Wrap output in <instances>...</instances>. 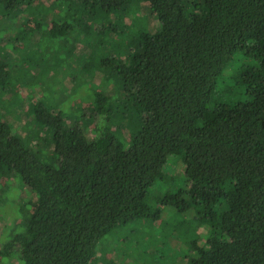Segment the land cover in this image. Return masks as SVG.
<instances>
[{
    "label": "trees",
    "instance_id": "16d2710c",
    "mask_svg": "<svg viewBox=\"0 0 264 264\" xmlns=\"http://www.w3.org/2000/svg\"><path fill=\"white\" fill-rule=\"evenodd\" d=\"M25 1L0 0V10L21 9ZM53 1L62 8L77 2L88 21L104 22L139 0ZM143 1L159 28L116 26L119 54L95 71L113 77L115 90L95 92L93 111L74 119L40 99L30 102L29 118L48 129L36 132L39 145L0 116V173L20 175L27 194L22 220L1 249L16 264H91L111 230L157 220L160 210L147 193L167 176L171 154L182 158L185 186L163 204L194 207L208 227L184 263L264 264V0ZM63 26L53 22L51 32ZM10 76L0 56V89ZM230 88L242 96L219 100L218 90ZM95 115L103 121L89 129L87 116Z\"/></svg>",
    "mask_w": 264,
    "mask_h": 264
},
{
    "label": "rangeland",
    "instance_id": "374dc122",
    "mask_svg": "<svg viewBox=\"0 0 264 264\" xmlns=\"http://www.w3.org/2000/svg\"><path fill=\"white\" fill-rule=\"evenodd\" d=\"M57 3L26 0L21 9L7 14L1 11L3 6L0 4V56L9 63L11 74L0 89V116L34 145H39L36 132L45 135L48 129L38 128L29 118L30 102L40 99L52 111H60L65 117L74 119L84 116L86 111H93L95 92L115 90L110 82L113 77L101 78L95 71L100 60L119 54L117 45L123 36L120 33L112 35L116 26L124 22L128 25L125 30L145 28L150 32L159 28L156 14L141 0L134 3L132 9L121 11L125 17H119L121 13L117 12L104 22L88 21L77 2H65L64 8L57 7ZM53 22L64 24L63 30L51 32ZM87 27L90 32L86 31ZM241 56V53L236 54V60L245 64ZM229 69L230 75L233 68ZM218 92L222 101L237 100L242 96L235 88ZM102 121L99 115L87 116L89 129ZM110 123L106 122L107 125ZM123 130L130 140L131 134L126 128ZM51 152L49 148L48 154ZM179 156H169L167 176L158 178L147 193L148 204L160 210L159 218H139L111 230L98 242L97 254L91 264H185L186 257L192 252V240H204L208 227L198 223L194 207L179 210L162 202L167 194L185 186L184 165ZM23 185L20 175L8 179L0 173V264L18 261L14 254L5 258L1 249L11 231L17 230H10V227L20 222L26 211L23 200L27 194L24 187L22 190Z\"/></svg>",
    "mask_w": 264,
    "mask_h": 264
}]
</instances>
